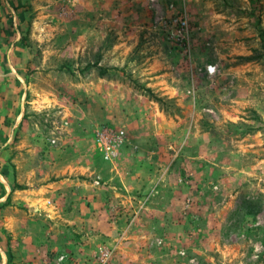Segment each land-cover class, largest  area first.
Listing matches in <instances>:
<instances>
[{"label": "rangeland", "instance_id": "rangeland-1", "mask_svg": "<svg viewBox=\"0 0 264 264\" xmlns=\"http://www.w3.org/2000/svg\"><path fill=\"white\" fill-rule=\"evenodd\" d=\"M0 264H264V0H0Z\"/></svg>", "mask_w": 264, "mask_h": 264}, {"label": "built area", "instance_id": "built-area-1", "mask_svg": "<svg viewBox=\"0 0 264 264\" xmlns=\"http://www.w3.org/2000/svg\"><path fill=\"white\" fill-rule=\"evenodd\" d=\"M97 136H99L100 140L102 141V151H104V157L106 159H109L110 157L113 156V150H112V145H110V141H114V146L120 144L123 142L124 139V131L119 130L115 131L113 129H102L101 131L98 132Z\"/></svg>", "mask_w": 264, "mask_h": 264}, {"label": "crops", "instance_id": "crops-1", "mask_svg": "<svg viewBox=\"0 0 264 264\" xmlns=\"http://www.w3.org/2000/svg\"><path fill=\"white\" fill-rule=\"evenodd\" d=\"M63 192V191H62Z\"/></svg>", "mask_w": 264, "mask_h": 264}]
</instances>
